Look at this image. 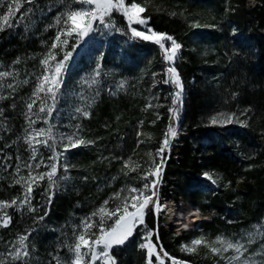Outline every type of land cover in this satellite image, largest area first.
Segmentation results:
<instances>
[{"label":"trees","instance_id":"1","mask_svg":"<svg viewBox=\"0 0 264 264\" xmlns=\"http://www.w3.org/2000/svg\"><path fill=\"white\" fill-rule=\"evenodd\" d=\"M143 5L147 26L172 36L182 47L173 61L163 56L148 61L139 76V92L129 99H102L92 125L100 124L101 145L108 151L117 144L122 152L134 151L139 163L148 161L147 150L160 149L172 126L170 97L176 89L163 80L168 67L176 68L183 83V105L178 118L173 117L177 135L168 136L170 149L163 156L157 199L161 204L180 198L211 216L201 219L196 230L177 234L166 232L163 212L149 206L145 225L153 231L157 250L192 264H214L211 257L186 253L179 245L189 235L236 231L264 218V0L249 7L245 0H148ZM130 42L144 43L136 37ZM149 103L153 107H146ZM232 113L247 125L211 123L213 117L224 119ZM139 130V136L134 135ZM206 172L215 175L216 185L203 177ZM48 207L58 213L62 209L56 200ZM143 227L137 226L128 244L109 249L115 264H149L147 250L132 246ZM162 259L163 264L172 262L167 256ZM151 262L160 264L155 254Z\"/></svg>","mask_w":264,"mask_h":264},{"label":"rangeland","instance_id":"2","mask_svg":"<svg viewBox=\"0 0 264 264\" xmlns=\"http://www.w3.org/2000/svg\"><path fill=\"white\" fill-rule=\"evenodd\" d=\"M258 1L245 0L248 7L253 6ZM18 2L20 4L19 10L16 9L13 0H0V17L7 14L9 3H12L15 13L14 16L10 17L13 27L5 26L4 30L0 31V71L15 68L18 72L17 81L25 79L29 81L27 84H19L10 99L0 100V107L4 109L5 118L2 130H0V150H2L0 151V201L8 202L14 198L22 197L25 191L23 184H14L13 179L28 175L27 168L21 167L18 175L15 168L18 164L29 162L31 151L22 139L18 140L17 138L23 136L24 129L27 127V120L24 116L25 104L30 102L36 85V77L42 73L44 67L40 61L48 53L50 42L56 34L57 28H49L48 25L54 24L55 16L64 10L60 0H35V5L27 4L25 0H18ZM133 2L144 4V0ZM29 7L33 8L32 14L26 13ZM3 23L4 21L0 19V24ZM110 23L112 24L110 28L97 26L96 30L79 44H76L73 37H66L68 44L61 46V49L53 50L57 60L62 59L65 52L70 51L72 55L67 61L66 71L62 74L64 83L58 94L57 104L52 115L45 118V113L39 112L41 101L38 100L34 105V111L38 115L33 116V119L36 120L33 127L39 129L52 126L57 140L56 151L63 150L59 141L60 135L75 131H79L82 137L94 141V143L73 148L61 158L62 163L68 165V169L65 171L63 167L58 166V171L54 177L57 184L53 188L54 195L51 200V202L56 200L58 206L59 204L62 206L60 213L48 209L47 189L49 182L47 177L40 181L32 192L31 205L35 211L29 212L27 206L23 208L10 207L0 211V215L6 212L11 217L8 227L0 226V252L9 249L17 241L18 236L27 235L26 243L30 245L33 252V256L30 257L31 264H56L53 259L54 256H59L65 264H70L72 253L68 246L74 243L75 235L84 231L81 221L90 217L105 200L108 201L106 207L109 210H114L117 205H122L125 198L128 199L130 205L132 203L131 196L137 194L131 193L129 188L141 189L146 182L142 179L143 174L152 170L155 164L160 163V156L157 155L158 149L156 148L147 150L149 159L144 163H139L137 158L132 155L134 151L129 150V148L122 152L120 145L116 144L115 146L111 145L110 151H108L106 145H101L100 124L95 127L92 125V117L98 116L95 114L96 106L102 99L109 102L119 98L129 99V96L139 92L138 86L140 78H142L139 76L147 66L148 61L157 60L163 56V50L154 41H145L139 38L141 42H144V45L130 42V38L133 37L131 27H136L139 31L151 29L146 23H133L130 27L122 13L116 11L112 13ZM204 43L202 41L201 45L203 46ZM74 44L75 50L73 51L72 46ZM18 57L21 62L13 65V61ZM97 60H99L102 69L100 77L97 78L99 83L92 85L84 83L85 80L91 79ZM54 63L50 61V65H54ZM5 80L12 82L11 78H5ZM122 80L126 81V84L123 88H118L117 85ZM150 84H152L151 81L147 85ZM8 91L10 90L6 89L4 94L7 95ZM97 91H99V96L88 109L90 116H78L75 113V108L86 103V100H82L81 97L91 98L95 96ZM40 96L46 107L51 105V98L48 95L41 93ZM13 104L16 105L15 108L12 107ZM115 116L117 117V111ZM170 122L175 127L173 117ZM101 123L105 125L103 120ZM77 124L80 126L79 129L75 127ZM140 132L141 130L139 132L134 131V135L139 136ZM49 142L51 143V141ZM127 142L129 143V140H126ZM138 142L137 140L135 147ZM36 147L37 161L42 158L44 164L35 169L34 174L47 172L48 168L45 165L50 163L48 157L53 154L52 150L43 145H36ZM169 149L170 145L164 148L163 156L168 153ZM5 156L9 158L6 163L3 159ZM17 157H20V160H17ZM37 161H32V163ZM126 161L127 166L125 165ZM64 176L69 177V179H62ZM212 176L213 179L209 180L203 174V177L207 178L211 185H216L217 178L214 174ZM152 179L154 177H150L147 182L150 183ZM114 193H119V196H114ZM179 200L185 201L178 198L167 203L178 202ZM163 202L165 203V201ZM163 202L161 205L164 204ZM150 206L154 208V205ZM129 210L132 209L129 208ZM208 215L211 216V213ZM40 216L44 217L43 220L38 219ZM161 217L166 232L173 231L177 234H184L186 230H196L199 226V222H197L192 227H182L179 230L177 226L171 225L167 211H163ZM99 220V215L92 217V221L97 226L87 230L86 235L90 239L99 234ZM262 222H264V218L260 217L240 226L236 231L228 232L222 229L216 231L215 234L203 232L189 235L181 242L179 249L181 250L183 245L191 246V242L199 237H204L208 243L214 242L217 236L233 241L241 240L246 243L247 233L254 230V225ZM112 224H114V218H105V228ZM144 235L145 229L143 227L139 230L137 238L132 241V246L136 249L139 248V244L145 242L142 239ZM151 242L155 244L152 239ZM262 244H264V237H258L249 247V253L258 251ZM213 246L219 247L220 245L213 244ZM82 251L87 252V249H82ZM156 251L160 253L162 258L165 257L162 250L156 249ZM184 252L202 253L211 257L214 264H227L224 258L213 255L210 249L203 244L197 246L196 252ZM223 255L227 257L234 255V253L229 250ZM167 257L173 258L168 255ZM103 260L106 258H100L94 264H102ZM175 260L184 264H192L187 260L177 258ZM85 264H92L88 255L85 256Z\"/></svg>","mask_w":264,"mask_h":264},{"label":"snow or ice","instance_id":"3","mask_svg":"<svg viewBox=\"0 0 264 264\" xmlns=\"http://www.w3.org/2000/svg\"><path fill=\"white\" fill-rule=\"evenodd\" d=\"M29 5H35V0H25ZM16 4V9L19 10L20 4L18 0H13ZM60 3L64 6V10L58 12L54 18V24L48 25L49 28L56 27V34L50 42L48 53L41 59L40 63L43 65L42 73L36 77V85L30 97V102L25 104L26 111L24 112L25 119L27 120V127L24 129L22 139L27 147L31 151L29 162L18 164L15 168V172L18 175L21 171V167L28 169V175L20 176L18 179L14 178V184H23L24 193L22 197H17L8 201H0V211L10 208L19 207L23 208L27 206L29 212L35 211L31 205L32 192L35 186L39 185V182L47 177L49 182V188L47 189V203L50 204L54 195L53 188H55L57 181L54 179L58 171V166L63 167L65 171L68 169L67 164H63L61 158L64 154L73 148L85 146L94 143V141L86 140L79 134V131L72 132L70 134H61L59 141L62 145V151H56V136L53 132L52 126L48 128H35L36 120L33 116L38 115L34 111V105L38 100L41 101L39 106V112L45 113V118L52 115L53 110L56 107L58 94L63 86L62 74L66 71L67 61L72 55V52H65L63 58L56 59V55L53 50L61 49V46L67 45L68 40L66 37H73L76 44H79L90 33L94 32L97 26L104 28L112 27L111 16L114 11L122 13L127 19L129 26L135 24H145V18L142 13L146 11V7L141 3L132 2L126 3V0H60ZM148 0H144V4H147ZM78 5V6H77ZM27 14L33 13V8L29 7L26 10ZM12 3L7 6V14L0 17L4 21L0 24V31L4 30L5 26L13 27L10 22V17L14 16ZM175 15V13H173ZM131 34L133 37L142 38L145 41H154L163 50V59L167 61H173L177 55V52L182 47L177 41L170 35L153 31L152 29H146L145 31H139L136 27H131ZM170 41V46H166V42ZM75 50V44L72 46ZM50 61L55 62L54 65H50ZM20 58L18 57L13 61V65L19 64ZM101 64L97 60L96 68L93 70V74L90 80H85L84 83L89 85L98 84L97 79L101 75ZM168 78L163 80L165 84H172L175 86V94L171 95L172 105L174 107L169 108V112L173 114L174 118H178L179 111L182 108L183 100V83L180 75L175 67L167 68ZM18 72L15 68L9 70L0 71V100L10 99L16 92L19 84H27L28 80L17 81L16 77ZM5 78H11L12 82H6ZM126 81H120L117 85L118 88H123ZM8 91L7 95L4 94L5 90ZM45 93L51 98V105L45 106L40 94ZM99 96V91L95 93V96L91 98L81 97L82 100H86L85 104L75 108V113L78 116L89 117L92 104L95 102L96 97ZM15 104L12 105L15 108ZM146 107H153L151 103ZM247 112L248 110H244ZM244 114V113H241ZM225 114L221 113L219 116L223 117ZM4 109L0 107V130L4 122ZM241 123L247 125V121H241L236 117L235 113L227 114V118L218 119L213 117L212 124H229V123ZM77 129L80 126H75ZM177 135L176 129L173 126H169L168 133L162 142V147L157 150V155L160 156V163L155 164L153 169L147 173H144L142 179L146 182L141 189L131 187L129 191L136 193L137 195L131 196L132 203L129 205L128 199L125 198L122 205H117L114 210H109L106 205L108 201L105 200L103 204L91 214L90 217H86L81 221V225L84 228L83 232L79 235H75L74 243L69 245V251L72 253V259L70 264H85V256H90L92 264L100 258H106L105 264H115L114 258L109 256V249L114 245H124L131 237H133L137 226L143 225L145 229V235L142 238L145 242L139 244V248L146 249L149 257V264H152L151 258L155 254V258L160 264H163V259L159 252L156 251V245L151 242L153 231L147 229L145 225L146 211L150 205H154V211L160 212L165 207L161 205L157 199L156 187L158 179L162 172L161 164L164 162V148H166L170 141L168 136L175 137ZM42 137V138H41ZM51 141V143L49 142ZM15 143V142H14ZM36 145H43L52 150V155L48 157L50 163L45 165L48 168L47 172H39L34 174V170L41 167L44 164V160L41 158L37 161V147ZM2 151V150H0ZM5 163L9 159L7 156L4 158ZM20 160V157H17ZM32 161H37L32 163ZM127 166V161L125 162ZM10 166V165H8ZM205 177L209 180L213 179L212 174L204 173ZM150 177H156L151 182H147ZM62 179H69L64 176ZM215 182V181H213ZM123 191V190H121ZM150 192V194H148ZM114 196H119V193H114ZM131 208L132 210H129ZM45 215L47 213L45 212ZM99 215L100 220L98 223L99 234L95 236V239H90L86 233L87 230L97 226L92 221L93 216ZM43 216L38 217L39 220H43ZM105 218L113 219L114 224L110 228H105ZM11 222V217L6 212L0 215V226L8 227ZM253 231L247 233V242L244 243L241 240H230L220 236L216 237V240L212 243H208L204 237H199L191 242V246L183 245L181 250L188 252H196L197 246L204 245L209 248L211 253L216 256H221L227 261V264H264V244H262L258 251L249 253V247L255 242L258 237H264V222L254 225ZM28 240L27 235H20L17 241L14 242L9 249L4 252H0V264H31L30 257L33 256V252L30 249V245L26 243ZM213 244H219V247H214ZM102 246V248H101ZM82 249H87V252H83ZM232 250L234 255L225 257L223 254ZM164 256L168 254L163 253ZM53 259L56 264H65L59 256H54ZM173 264H182V262L176 261L172 258Z\"/></svg>","mask_w":264,"mask_h":264},{"label":"bare ground","instance_id":"4","mask_svg":"<svg viewBox=\"0 0 264 264\" xmlns=\"http://www.w3.org/2000/svg\"><path fill=\"white\" fill-rule=\"evenodd\" d=\"M165 201L163 204L165 207V212L167 211L170 222L172 226H177V229H181L182 227H192L200 219H207L209 217L208 214L202 213L196 206L192 205L187 201L179 200ZM183 205V206H182ZM163 212V211H162Z\"/></svg>","mask_w":264,"mask_h":264},{"label":"water","instance_id":"5","mask_svg":"<svg viewBox=\"0 0 264 264\" xmlns=\"http://www.w3.org/2000/svg\"><path fill=\"white\" fill-rule=\"evenodd\" d=\"M173 264V263H172ZM182 264H184V263H182Z\"/></svg>","mask_w":264,"mask_h":264}]
</instances>
